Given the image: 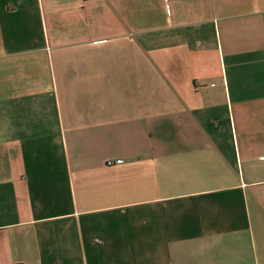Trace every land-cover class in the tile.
<instances>
[{"label":"crops","instance_id":"obj_1","mask_svg":"<svg viewBox=\"0 0 264 264\" xmlns=\"http://www.w3.org/2000/svg\"><path fill=\"white\" fill-rule=\"evenodd\" d=\"M0 264H264V0H0Z\"/></svg>","mask_w":264,"mask_h":264},{"label":"built area","instance_id":"obj_2","mask_svg":"<svg viewBox=\"0 0 264 264\" xmlns=\"http://www.w3.org/2000/svg\"><path fill=\"white\" fill-rule=\"evenodd\" d=\"M121 162L120 161H108L106 163V166H115V165H119Z\"/></svg>","mask_w":264,"mask_h":264}]
</instances>
